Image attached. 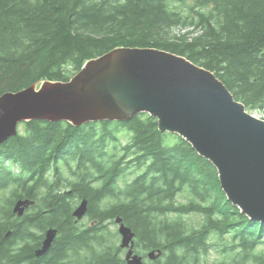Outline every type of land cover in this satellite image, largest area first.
<instances>
[{
	"label": "trees",
	"instance_id": "trees-1",
	"mask_svg": "<svg viewBox=\"0 0 264 264\" xmlns=\"http://www.w3.org/2000/svg\"><path fill=\"white\" fill-rule=\"evenodd\" d=\"M117 47L183 55L264 118V0H0V96L68 81ZM21 127L0 145V264H127L117 217L136 233V252L163 251L160 264H209L213 253V264H264V222L243 214L215 166L149 113ZM19 199L35 201L22 217ZM84 199L85 222L73 214ZM51 228L57 237L37 256Z\"/></svg>",
	"mask_w": 264,
	"mask_h": 264
},
{
	"label": "water",
	"instance_id": "water-1",
	"mask_svg": "<svg viewBox=\"0 0 264 264\" xmlns=\"http://www.w3.org/2000/svg\"><path fill=\"white\" fill-rule=\"evenodd\" d=\"M142 112L157 118L161 132L186 139L215 166L227 198L250 219L264 222V118L237 100L214 72L167 50L117 47L88 60L68 81L5 93L0 96V145L30 120L82 126L129 120ZM34 204L19 199L13 210L22 217ZM87 211L84 199L73 214L82 219ZM115 222L127 264H144L135 250L136 233L121 217ZM57 233L46 231L37 256L50 249ZM162 253L152 250L147 257L158 261Z\"/></svg>",
	"mask_w": 264,
	"mask_h": 264
},
{
	"label": "rangeland",
	"instance_id": "rangeland-1",
	"mask_svg": "<svg viewBox=\"0 0 264 264\" xmlns=\"http://www.w3.org/2000/svg\"><path fill=\"white\" fill-rule=\"evenodd\" d=\"M176 4L177 5H179V3L178 2H176ZM186 30H188V29H185V28H179V27H176L174 30H173V33L174 34H177V35H179V34H181V33H184ZM253 113H255L256 115H258V116H262L260 113H258L257 111H254ZM22 128V127H21ZM128 178H132V175H130V177L128 176ZM201 216H199V215H196V214H193L192 215V218H190V221L191 220H196V222H195V224L194 225H199V222L201 221ZM82 220H84V222L85 221H88L86 218H83ZM111 228L114 230V232H116V236H117V239H118V242H119V244L121 243V235H120V233H119V230H118V228H119V226H118V224L117 223H113V224H111ZM263 248H264V246H262ZM123 254L125 255V251L123 252ZM215 257H216V253H213V255L210 257V261H209V264H213V261H214V259H215ZM148 262H149V260H147Z\"/></svg>",
	"mask_w": 264,
	"mask_h": 264
},
{
	"label": "flooded vegetation",
	"instance_id": "flooded-vegetation-1",
	"mask_svg": "<svg viewBox=\"0 0 264 264\" xmlns=\"http://www.w3.org/2000/svg\"><path fill=\"white\" fill-rule=\"evenodd\" d=\"M150 262H153V264H156L157 262H155V261H150Z\"/></svg>",
	"mask_w": 264,
	"mask_h": 264
}]
</instances>
